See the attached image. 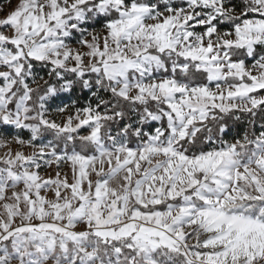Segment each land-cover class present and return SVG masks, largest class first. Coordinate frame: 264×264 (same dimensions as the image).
Listing matches in <instances>:
<instances>
[{
  "label": "snow or ice",
  "instance_id": "obj_1",
  "mask_svg": "<svg viewBox=\"0 0 264 264\" xmlns=\"http://www.w3.org/2000/svg\"><path fill=\"white\" fill-rule=\"evenodd\" d=\"M0 264H264V0L0 4Z\"/></svg>",
  "mask_w": 264,
  "mask_h": 264
},
{
  "label": "trees",
  "instance_id": "obj_2",
  "mask_svg": "<svg viewBox=\"0 0 264 264\" xmlns=\"http://www.w3.org/2000/svg\"><path fill=\"white\" fill-rule=\"evenodd\" d=\"M5 3V0H0V4H4Z\"/></svg>",
  "mask_w": 264,
  "mask_h": 264
},
{
  "label": "rangeland",
  "instance_id": "obj_3",
  "mask_svg": "<svg viewBox=\"0 0 264 264\" xmlns=\"http://www.w3.org/2000/svg\"><path fill=\"white\" fill-rule=\"evenodd\" d=\"M49 172H51V170H49Z\"/></svg>",
  "mask_w": 264,
  "mask_h": 264
}]
</instances>
